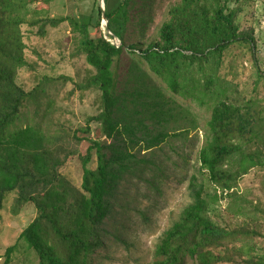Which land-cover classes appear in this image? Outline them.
<instances>
[{"label":"trees","instance_id":"1","mask_svg":"<svg viewBox=\"0 0 264 264\" xmlns=\"http://www.w3.org/2000/svg\"><path fill=\"white\" fill-rule=\"evenodd\" d=\"M229 1L170 4L157 39L146 46H128L134 58L120 86L114 64L125 48L133 0H104L111 34L101 29L100 7L95 23H75L82 34L80 49L95 70L85 88L99 91L101 110L89 119L99 124L95 137L87 125L79 129L83 136L79 131L66 135L73 139L70 147L63 136L39 124L15 125L26 102L37 96V89L27 92L16 81L27 65L21 26L56 21L28 19L31 0H0V212L11 194L13 213L26 204L34 206L37 216L19 239L38 256L39 264H95L94 253L101 245L98 228L109 214V199L118 184L125 176L158 179L163 171L155 165L153 150L196 129L192 112L165 90L200 106L212 103V108L206 122L209 134L204 133L198 153L199 177L192 176L188 185L191 202L159 238L151 264H264V225L257 216L234 229L211 217L212 206L226 199V210L244 214L232 207L240 198L238 180L264 165V117L256 102L235 98V79L221 74L231 47L253 42L240 31ZM115 37L119 46L110 41ZM257 140L261 146L245 153ZM83 142L88 147L82 154ZM74 156L82 168L79 189L60 171ZM14 248L6 249L3 264L10 263Z\"/></svg>","mask_w":264,"mask_h":264},{"label":"rangeland","instance_id":"2","mask_svg":"<svg viewBox=\"0 0 264 264\" xmlns=\"http://www.w3.org/2000/svg\"><path fill=\"white\" fill-rule=\"evenodd\" d=\"M175 1L133 0L125 48L114 64L118 86L122 78L126 79L134 58L128 46H146L157 39L165 13ZM228 5L236 9L240 31L246 38L252 37L253 42L231 47L221 74L229 80L235 79L237 85L232 87V95L256 102L261 117H264V0H230ZM99 7V0H31L28 19L54 20L56 25L38 22L21 26L27 65L19 70L16 81L27 92L37 89V96L26 102L22 118L15 125L39 124L50 134L63 136L62 141L66 146L71 143L70 147L73 145L70 136L82 127L89 125L90 137H95L99 124L89 119L101 110L100 93L85 88L95 70L80 49L82 34L74 24L95 23ZM42 24L46 25L42 27ZM105 24L102 20L101 29L107 33ZM140 64L145 67L143 62ZM165 92L192 112L196 129L183 133L187 135L173 136L162 147L153 150L155 165L163 171L158 179L154 180L148 174L144 178L125 176L118 184L109 199V214L98 228L101 245L94 253L95 264H151L159 238L191 202L188 185L192 176L199 177L198 153L205 144L204 133L212 103L200 106L194 99H183L168 90ZM78 135L85 133L79 131ZM258 141L246 146L244 152L252 153L254 147L261 146ZM79 147L83 154L88 144L83 142ZM60 171L74 187L80 188L82 168L78 156L70 158ZM237 186L236 193L240 198L232 207L241 208L244 214L235 215L226 210L230 203L226 199L212 206L211 217L228 229L242 227L244 221L251 224L256 216L261 221L259 225L263 226L264 165L251 169L238 180ZM14 196L11 194L6 198L0 212V264L5 261L6 249L14 245L9 264H39L38 256L19 239L23 229L37 216V211L33 205L26 204L13 213Z\"/></svg>","mask_w":264,"mask_h":264},{"label":"water","instance_id":"3","mask_svg":"<svg viewBox=\"0 0 264 264\" xmlns=\"http://www.w3.org/2000/svg\"><path fill=\"white\" fill-rule=\"evenodd\" d=\"M99 5H100V8H101V10H102V20L105 22L106 21V24H107V20L105 19V17H104V8H105V4H104V0H99ZM106 24H105V26H106ZM106 31L108 32V33H110V31L106 28ZM111 34V33H110ZM115 42H116V44H119V42H118V39L117 38H115ZM120 45V44H119ZM118 46V45H117Z\"/></svg>","mask_w":264,"mask_h":264},{"label":"built area","instance_id":"4","mask_svg":"<svg viewBox=\"0 0 264 264\" xmlns=\"http://www.w3.org/2000/svg\"><path fill=\"white\" fill-rule=\"evenodd\" d=\"M110 34V33H109ZM115 38L110 39V41L112 42V44L116 45V43L114 42ZM117 46V45H116Z\"/></svg>","mask_w":264,"mask_h":264},{"label":"clouds","instance_id":"5","mask_svg":"<svg viewBox=\"0 0 264 264\" xmlns=\"http://www.w3.org/2000/svg\"><path fill=\"white\" fill-rule=\"evenodd\" d=\"M107 25V24H106ZM108 33V32H107ZM116 38V37H115ZM119 44H120V41L118 40Z\"/></svg>","mask_w":264,"mask_h":264}]
</instances>
